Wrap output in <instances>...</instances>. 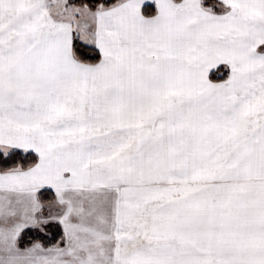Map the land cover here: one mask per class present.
<instances>
[{
    "label": "snow or ice",
    "instance_id": "snow-or-ice-1",
    "mask_svg": "<svg viewBox=\"0 0 264 264\" xmlns=\"http://www.w3.org/2000/svg\"><path fill=\"white\" fill-rule=\"evenodd\" d=\"M0 264H264V0H0Z\"/></svg>",
    "mask_w": 264,
    "mask_h": 264
}]
</instances>
